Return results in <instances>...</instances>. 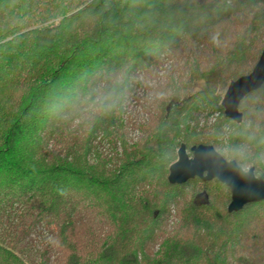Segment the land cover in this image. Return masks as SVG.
<instances>
[{"label":"trees","instance_id":"obj_1","mask_svg":"<svg viewBox=\"0 0 264 264\" xmlns=\"http://www.w3.org/2000/svg\"><path fill=\"white\" fill-rule=\"evenodd\" d=\"M263 48L264 0H0V264H264V201L168 180ZM239 109L228 155L264 179V84Z\"/></svg>","mask_w":264,"mask_h":264},{"label":"water","instance_id":"obj_2","mask_svg":"<svg viewBox=\"0 0 264 264\" xmlns=\"http://www.w3.org/2000/svg\"><path fill=\"white\" fill-rule=\"evenodd\" d=\"M264 84V48L253 70L246 75L232 80L221 101L227 118L237 123L243 121L239 109L243 98L258 90ZM182 144L178 158L170 165L168 180L172 184H182L196 177L210 181L217 179L230 188L231 201L228 211L234 212L246 204L264 201V179L259 178L253 167L247 172L235 160H227L213 145L199 144L190 148Z\"/></svg>","mask_w":264,"mask_h":264},{"label":"rangeland","instance_id":"obj_3","mask_svg":"<svg viewBox=\"0 0 264 264\" xmlns=\"http://www.w3.org/2000/svg\"><path fill=\"white\" fill-rule=\"evenodd\" d=\"M202 86H203V82L197 83V88L198 87L200 88ZM227 87L224 90V94L227 90ZM224 94H223V96H224ZM130 112H131L130 118H132V119L128 120L130 123L131 122L139 123V121L145 119L147 114H148L147 113L148 111L143 110L141 108H139L138 111H133V112L130 110ZM196 123H197V125H196ZM191 126H198L197 129H209V130L211 129L212 131H214L213 128H215V126H218L219 131L217 132V134H218L217 141L219 143H218V145H216V146L213 145V146L227 160H229V161L232 160L230 158V156L228 155L229 154L228 149L230 146V140H231L232 134L234 132V125L232 123V120H230V119L224 120L220 111H216L212 114H208L207 112H202L201 115L198 117L197 122L195 120L192 121ZM141 134H142V132H141L140 128L135 126L133 123H132V125H130V127L127 128V136H128L127 138L129 139L130 143H133L134 141L138 140V138H139V136H141ZM209 145H211V144H209ZM226 150H227V155L225 154ZM188 152H190L189 154L192 155L190 149L188 150ZM177 158H178V155H177ZM246 168L249 169L248 167H246ZM172 210H173L172 213L176 214V208L173 207ZM156 248H158V247H156Z\"/></svg>","mask_w":264,"mask_h":264},{"label":"clouds","instance_id":"obj_4","mask_svg":"<svg viewBox=\"0 0 264 264\" xmlns=\"http://www.w3.org/2000/svg\"><path fill=\"white\" fill-rule=\"evenodd\" d=\"M225 154L227 155V150L225 151ZM247 170H248L247 168L244 169L245 172H247Z\"/></svg>","mask_w":264,"mask_h":264}]
</instances>
